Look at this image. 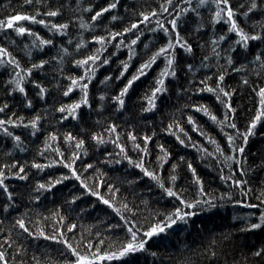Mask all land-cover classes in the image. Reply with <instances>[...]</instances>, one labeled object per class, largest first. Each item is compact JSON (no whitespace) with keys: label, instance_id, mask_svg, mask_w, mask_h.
Wrapping results in <instances>:
<instances>
[{"label":"trees","instance_id":"obj_1","mask_svg":"<svg viewBox=\"0 0 264 264\" xmlns=\"http://www.w3.org/2000/svg\"><path fill=\"white\" fill-rule=\"evenodd\" d=\"M109 2H115L116 8L109 9L92 21V15ZM197 3L198 0H191L193 8ZM249 3L250 0H230L231 6L237 9L238 23L246 31L251 32L254 24L256 30L261 31L264 5L247 17L240 15L247 11ZM257 3L262 4V0H257ZM161 4H165V0H32L31 4H26L25 0H0V19L17 13L36 15L38 20H45L44 25L31 21L17 23L31 28L42 39L52 40L50 45L34 47L32 42L35 36L27 33L18 35L12 29L0 30V46L7 48L22 67L38 63L41 59L48 61L43 67L33 69L31 76L24 81V94L9 83L14 75L13 67L0 65V107L7 104L4 112L0 113V119L11 117L17 120L18 117H24L23 123L17 121L18 126L5 125L13 135L21 137L19 144L0 130V170L4 172V184L12 194L9 200L3 188H0V251L5 252L9 264H37V261L39 264H66V261L74 257L60 242L61 233L74 247L78 241L84 245L88 241L98 244L103 240L104 244L99 245L102 249H109L110 245L118 247L126 237L124 221L111 208L82 188L81 181L72 177L63 164L51 163L61 159L56 148L64 153L65 163L68 162L74 142L64 141L63 137L67 133L85 140V151L80 152L73 165L81 180L89 188L98 190L114 207L120 209L121 204H127L132 212L121 209V215L137 222L141 231L144 230L142 225L155 222L159 218L158 214L170 211L176 201L164 195L154 181L134 167L140 156H143L144 166L158 171L165 181L170 174H175L177 180L174 187L186 199L197 196L198 186L187 167L191 163L205 191V196L199 198L208 199L213 205L195 209L196 214L187 218V223L177 222L165 232L148 238L145 245L147 251L132 253L119 260L102 261L100 264H264V256H252V252L264 246V227L250 231L239 230L245 226L246 220L256 222L264 210V205L256 199L264 191V121L259 122L254 135L249 136L242 154L232 152L225 136L227 133L236 137L237 130L243 133L258 106V98L253 89L264 86V68L252 61L258 52L264 51V41H249L246 49L233 45L234 50H229V44L236 38L234 34L227 33V26L222 21L214 25L210 23L215 6L208 0L205 5L197 8L199 16L189 11L177 18V31L192 45V52L186 53L178 46L175 49L176 75L165 79L167 91L157 95L156 107L148 112L140 111L142 106H146L142 97L154 86L155 78L164 67L163 56L133 83L124 97V105L118 108L111 97L119 92L139 65L166 43L171 35V32L166 35L156 27L157 20L170 29L167 21L187 7L181 0H171V4L166 5L168 11L163 12ZM153 9L158 13L155 18L149 17L148 21L138 24L137 28L123 35H109L123 32L125 27L142 19L139 13ZM52 10H57L58 15H44ZM113 16L116 19H112ZM81 22L87 27L81 28ZM52 23H68L66 34L49 31ZM219 34H225L227 40L220 43L217 48L220 55L216 57L211 52L213 46L210 41ZM93 36H103L110 42L102 45L94 41ZM137 37V43L131 45L130 41ZM81 40L84 43L77 49L76 44ZM25 45L28 47L25 48ZM61 48H67L68 53H61ZM97 49L100 51L97 52ZM29 51L30 56L26 54ZM93 54L101 57L95 64L89 65L96 68L95 74L90 81H82L88 83L89 106L82 105L77 110L75 120L67 113L64 114L66 118L61 119V113L56 109L81 96L78 88L67 96L63 95L70 83L67 77L84 74V68L72 61ZM206 55L209 57L207 61L203 59ZM228 55L233 60L232 66L226 63ZM61 56L62 62L58 63ZM104 59H108V64H103ZM121 62L129 65L126 70ZM187 64L193 65L192 71L186 68ZM242 65L243 71H233V68ZM122 70L124 75L116 79ZM220 72L226 73L221 86L232 92L228 98L221 94V99H226L236 109L229 116L230 122L235 123L237 129L227 127V123L220 124L227 110L215 94L203 91L201 81H205L209 87H215ZM106 76L109 77L107 81L104 80ZM245 79L248 80L247 84L243 83ZM33 80L46 89L42 99L36 94L38 89L31 83ZM102 94L105 97L103 101L99 99ZM25 98L31 101V107L27 106ZM201 105L217 117L215 122L209 115L196 110ZM35 115L41 116L38 128L25 127ZM189 116L192 117V123L188 122ZM112 124L116 125L125 154L133 161L131 165L112 142L117 138L116 135L105 131ZM169 124L173 125L172 132L175 135L166 130ZM176 124H179L182 131L176 129ZM129 131L137 136L135 143H140L141 147L144 146V135L152 137L147 145V153H140L133 148V142L127 138ZM50 133L55 134L57 140L48 141L49 146L45 148ZM93 133L102 134L105 143L97 144L93 141ZM177 136L184 141L183 144L177 140ZM210 140L217 142L224 156L234 155L240 163L231 160L227 162L229 166H225L224 156L216 153V146ZM236 143L239 145L241 141L236 139ZM158 145H163L169 153L162 167L157 160L158 156L163 155ZM201 149L206 151L202 152ZM208 152L213 155H207ZM33 163L44 167L33 168ZM88 164L92 167L87 168ZM173 164L177 165L175 172L172 170ZM20 166L24 167L21 175L26 176L23 180L15 175ZM241 171L244 172L243 176L239 175ZM221 174H231L234 178L247 181L241 185L247 195H243L241 188H237L231 180H221ZM56 179L61 182L51 188L37 187L38 184L47 185ZM97 183L99 188L95 187ZM109 185L113 186V192H109ZM113 195L115 198L111 199ZM74 196L75 200L72 199ZM236 200L240 203L233 202ZM6 204L7 210L4 207ZM248 204L258 207L249 208L246 206ZM60 217L64 218L63 222ZM17 219L25 221L32 235L16 225ZM72 224L76 228L69 231ZM37 229L42 230L45 236L36 235ZM52 235H57V239L45 238ZM211 251L216 255L211 256ZM153 252L155 256L151 255Z\"/></svg>","mask_w":264,"mask_h":264},{"label":"snow or ice","instance_id":"obj_2","mask_svg":"<svg viewBox=\"0 0 264 264\" xmlns=\"http://www.w3.org/2000/svg\"><path fill=\"white\" fill-rule=\"evenodd\" d=\"M182 3H185L187 7L181 9L179 12H176L175 17L171 20L167 21V24L170 25V29L165 27L163 23H160L159 20L156 22V27L161 29L166 35H169L171 32V35H169V39L166 43H164L162 46L157 48L156 51H154L147 60L142 62L139 67L137 68L136 72L131 75L130 78L127 79V82L119 89V92L112 96L111 99L115 101L116 106L118 108L122 107L124 105V97L128 93L130 87L133 85L135 81L139 79L140 76H143L145 73V70L152 67V64L155 63V61L163 56L164 58V67L160 69L157 77L154 80V86L150 88V91L142 97L146 101V106H142L140 111L141 112H148L156 107L155 100L158 94L164 93L167 91L165 87V79L168 77H175L176 75V57H175V49L177 46L181 49H183L186 53L192 52V45L187 41L184 40L179 32L177 31V18L181 16L182 13H187L189 11L195 13L197 16L200 15V13L197 11V8L205 5L208 0H198V3L195 8L191 6V0H181ZM211 4L215 6V10L211 13L210 16V23L216 24L218 22H223L227 27L226 31L227 33H232L235 36V40L229 44V50H234L233 45L238 46L242 49H246L249 41H264V24H260L261 31L256 30L255 24L252 26V31H246L243 26H241L240 23H238L237 20V9H234L231 4L230 0H210ZM26 4H31L32 0H25ZM171 4V0H165V4L160 5V9L163 12L168 11V7L166 5ZM264 5V0H262V4H258L257 0H250L249 5L247 6V11L241 12L240 15L247 17L249 13L256 10L258 7H261ZM241 8L244 7L243 4L240 5ZM116 8L115 2H109L106 7H101L99 11L95 12L94 15H92L91 20L95 21L97 17H99L102 13L107 12L109 9ZM87 10V9H86ZM45 16L48 17H55L58 15L57 10L47 11L44 13ZM158 15L157 11L155 9L145 13L141 12L139 13V16L142 17V19H138L137 21L131 23L130 27H125L123 29V32H116V33H110V36H120L123 35V33L130 32L132 29L137 28L138 24H142L144 21H148L149 17L155 18ZM112 19H116V17H112ZM19 21H31L33 23H38L41 25L45 24V20L43 19H37L36 15H30V14H12L8 15L5 19H0V30L4 29H12L15 33L18 35H23L27 33L30 36H35V40H33V46L34 47H43L44 45H50L52 44V40L50 39H42L39 37L38 34L32 32L31 28L24 27L18 25L17 22ZM81 28L87 27V25L83 22L80 24ZM200 27H203V24L200 25ZM68 28V23H52L51 27L49 28V31H55L57 33H63L66 34L65 30ZM92 39L94 41H97L101 43L102 45L105 43H109V40H105V37L103 36H93ZM137 37L136 39H133L130 41L131 45H135L137 43ZM227 40V36L225 34H219L215 35L210 43L213 46L211 48V52L216 56L219 57L220 53L217 51V48L220 46V43ZM37 41L39 42L37 45ZM71 43V41H69ZM84 42L81 40L80 43L76 44V48L79 49ZM28 46L25 45V48ZM119 47V45H117ZM97 52L100 51V49L96 50ZM60 52L63 54L68 53L67 48H61ZM27 55H31V52H27ZM131 55V50H130ZM264 51L258 52L252 63H258L261 68H264ZM53 59H56V57H53ZM63 57L61 56L58 63L62 62ZM101 57L97 54L86 56L82 59L73 60L72 63L75 65H78L82 68H84V74L79 76H69L67 79L70 81V83L67 85L66 89L63 92L64 96H67L69 93H71L74 89L78 88L81 92V96L78 100L73 101L72 103L68 104H61L56 111L61 113V119L66 118L64 116L65 113H67L68 116H70L72 119H77V110L81 108V106H89V100H88V83H82V81H90L92 77L95 74L96 68L90 67V64H95L96 61L100 60ZM205 61L209 59V57L206 55L203 57ZM103 64H108V59H104ZM48 61L41 59L38 63H32L28 67H22L20 62L12 55L11 52L8 51L7 48L0 46V65H11L13 67L14 75L10 78L9 83L14 86L16 90H18L19 93L24 94L25 88L23 87L24 81L31 76L32 70L36 68L43 67ZM123 69L126 70L128 68V64L121 62ZM226 63L229 66H232L233 60L230 55L226 58ZM186 68L189 71L193 70L192 64H187ZM244 66L242 65L239 68H233V71H243ZM225 72H220V74L216 77L215 81V87H209L208 84L205 81H201V84H203V91H207L209 93H213L216 95V99L220 101L221 104H223V107L227 110L224 114L223 120L220 121V124L227 123V127L231 129H237V125L233 122H230V113H234L236 109H234L230 103L227 102L226 99H221V94L224 98H228L232 95L231 91H226L224 87L221 86V82L224 80ZM124 75V71L122 70L120 72V75L116 77V79H120V76ZM109 77H105L104 80L107 81ZM31 83L35 86L37 91V95L42 99L45 95L46 89L44 86H42L40 83L36 82L35 80L31 81ZM103 83V81H102ZM244 84L248 83V80H243ZM253 91L256 94V97L258 98V106L255 107L254 114L250 117L249 123L246 127V130L243 133H240L239 130H237V135L234 137L233 135H229L225 133L226 139L228 141V147L232 150L233 153H243L244 152V145L247 144L248 138L250 135H254V129L256 128L257 124L259 122L264 121V86L259 87L258 89L254 88ZM26 99V103L28 107H31V101ZM99 99L103 101L105 99L104 95H100ZM5 108H7V104L0 107V113L4 112ZM197 111H202L206 115H209L210 119L212 121H216L217 117L215 115H212L209 110L204 107L203 105L196 108ZM15 115V114H13ZM41 120L40 115H35L32 117L27 124H25V127L31 126L32 129L38 128V122ZM17 121L20 123H23L24 117H18L17 120L11 119L9 117L7 120L0 119V130H2L7 136H10L17 144L21 141V137L18 135H13L12 132L8 130L5 125L11 124L13 126H18ZM188 122L192 123V117H188ZM99 123V122H97ZM176 129L179 131H182L180 129L179 124L175 125ZM173 125L169 124L167 126V131L172 132ZM107 133L110 135L115 134L116 139L112 142L115 144V147L120 150V154L123 156L125 160L128 161V163L131 165L133 164V161L128 157V155L125 154L124 147L119 142V134L117 133L116 125L112 124L109 127L105 129ZM154 134V133H153ZM173 135H175L174 132H172ZM128 140L133 142V148L139 150L140 153H147V145L148 142L152 139L151 136L144 135L142 138L143 147H141L140 143H135L137 140V136L133 134V132L129 131L127 133ZM65 142H74V149L71 153V156L68 158V162L65 163V160L63 159L64 153L60 151L59 148H56L55 151L61 159L59 161L53 160L51 163H60L63 164V166L68 169L69 173L72 177H75L76 180L81 181V187L84 188L86 191L90 192V194L94 197H97L100 201H102L104 204H106L109 208H111L117 216L120 217L122 221H124V227L126 229V237L123 241L119 243L118 247L109 246V249H102L99 245H103L104 241L100 240L98 244H94L92 241H88L86 244L81 245V243L78 241L76 246L74 247L72 243H70L68 240H66L61 233L59 235V240L61 243H63L64 247L68 250V252L71 254L74 259H70L66 261V264H100L102 261H112V260H119L122 257L129 256L132 253H137L141 251H147L145 248L146 242L148 238H151L153 236H156L160 233L165 232L166 229H170L173 225H176L177 222H184L187 223V218H190L196 214L195 209L202 208L203 206L212 207L210 200L208 199H200L199 197L205 196V191L203 188V185L201 183V180L196 176V171L192 167L191 163L187 164L188 169L192 172L194 183L198 186L197 187V196L192 199H186L182 195L181 191H178L175 189L174 184L177 180V176L175 174H170L167 177V180L161 178L158 171L155 170H149L144 166V160L143 156H140L138 161L134 164V167L139 169L145 177H149L152 181L156 183V185L162 190L163 194L174 198L176 203L173 205L172 209L164 214H158L159 218L155 220V222H149L146 226L143 227V231H141V228L137 227V222L134 220H129L127 217L121 215V209L127 210L128 212H132V209L128 208L127 204H121L120 209L114 207L113 203L110 202L109 199H105L104 196L100 194L98 190H93L92 188H89L88 185L81 180L80 175L77 174L76 170L74 169L73 165L75 163V160L79 158L80 152L85 151L84 145L85 140L84 139H77V137L73 136L71 133H67L63 137ZM91 139L95 141L97 144H103L105 143L104 136L99 133H93L91 135ZM236 139H239L241 143L237 145ZM57 136L55 134H49L47 137V140L45 141V148L49 146L48 141H56ZM177 140L181 144L184 143L183 140H180V138L177 136ZM210 143L215 145V151L216 153H219L221 156H224V152L220 148V146L217 144L215 140H210ZM158 147L161 150V153L163 155L158 156L157 160L160 162V167H162L165 159L168 157L169 153L164 149L163 145H158ZM23 151V149H21ZM202 152L206 151L204 149H201ZM86 154V152H85ZM207 155L211 156L213 153L208 152ZM183 160V157H181ZM235 160L236 164H239L240 161L236 160V157L233 156H224L225 166H229L227 164L228 161ZM51 166V165H49ZM5 167H8L5 165ZM15 167V165H13ZM33 168L41 169L44 166L39 163H33ZM92 165L88 164L87 168H91ZM177 165H172V170L175 172ZM231 172V168H230ZM21 173H24V167L20 166L19 171L15 173V175L23 180L26 178L25 175H21ZM240 176L244 175V172L241 171L239 173ZM4 172L3 170H0V188H3L4 192L8 195V199L11 200L12 194L8 192L7 186L4 184ZM67 177H62V179H66ZM221 180L227 181L231 180L232 183L237 187L241 188L242 184H246L247 181L234 178L233 175L225 176L221 174L220 176ZM60 179L51 180L50 183L47 185L45 184H38V189H44V188H51L54 184L60 183ZM166 183L168 186H166ZM96 188H99V184L97 183L95 185ZM109 192H113V186L109 185ZM115 191H118L116 189ZM241 193L243 195H247L246 192L241 188ZM114 195L111 197V199H114ZM223 195L221 199H223ZM38 199V197H37ZM73 200L76 199V197H72ZM215 199V197H213ZM257 200L260 201L261 205H264V191L260 193L259 196L256 197ZM234 203L239 204L240 201L236 200L233 201ZM249 208H255L258 207V205H252L248 204L246 205ZM5 210H7L8 205L6 204ZM133 215H135L133 213ZM63 217H60L61 222H63ZM16 225L19 226L20 229H22L25 233H29V235H32L31 232H29V229L25 225V221L23 219H17ZM261 227H264V210H262L259 214V216L256 218V222H251L250 220L245 221V226L240 231H250L255 229H260ZM76 228L75 224H72L69 226V231H72ZM59 232V229H57ZM36 235L38 236H45V233L37 229ZM49 240H56L57 235L47 236L45 237ZM2 247V245H0ZM93 249H95L93 251ZM211 256H215L216 253L214 251H211L209 253ZM151 255L155 256L156 253H151ZM252 256L254 257H261L264 256V246H261L260 248L256 249L254 252H252ZM35 259V258H34ZM0 264H9L5 252L0 251ZM37 264L39 262L37 261Z\"/></svg>","mask_w":264,"mask_h":264}]
</instances>
